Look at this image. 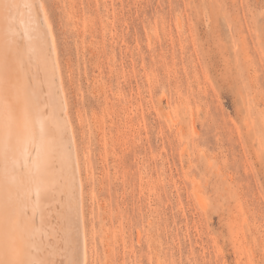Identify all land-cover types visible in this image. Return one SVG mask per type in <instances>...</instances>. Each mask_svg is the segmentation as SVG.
<instances>
[{
  "label": "rangeland",
  "instance_id": "1",
  "mask_svg": "<svg viewBox=\"0 0 264 264\" xmlns=\"http://www.w3.org/2000/svg\"><path fill=\"white\" fill-rule=\"evenodd\" d=\"M42 2L87 264H264V0Z\"/></svg>",
  "mask_w": 264,
  "mask_h": 264
},
{
  "label": "bare ground",
  "instance_id": "2",
  "mask_svg": "<svg viewBox=\"0 0 264 264\" xmlns=\"http://www.w3.org/2000/svg\"><path fill=\"white\" fill-rule=\"evenodd\" d=\"M68 108L42 0H0V264H87Z\"/></svg>",
  "mask_w": 264,
  "mask_h": 264
}]
</instances>
